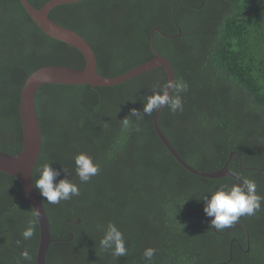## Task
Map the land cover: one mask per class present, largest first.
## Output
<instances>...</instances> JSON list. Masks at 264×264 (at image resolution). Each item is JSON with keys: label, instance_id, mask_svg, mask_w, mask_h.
<instances>
[{"label": "trees", "instance_id": "1", "mask_svg": "<svg viewBox=\"0 0 264 264\" xmlns=\"http://www.w3.org/2000/svg\"><path fill=\"white\" fill-rule=\"evenodd\" d=\"M49 1L29 0L37 9ZM49 17L87 40L98 72L109 78L156 56L151 31L159 27L155 49L171 62L176 82L187 85L171 94L182 97L183 110L164 107L160 128L193 168L214 172L229 161L242 181L192 173L158 136L154 114L130 115L168 81L162 66L113 86L43 84L36 94L42 149L34 179L50 163L68 170L57 179L80 188L57 205L36 189L55 240L47 264H148L147 247L157 249L152 264H264V203L218 231L209 227L201 198L245 180L264 196V0H83L56 6ZM85 64L78 49L45 33L21 0H0V150L23 148L27 78L42 67ZM80 152L100 166L84 184L75 171ZM109 223L124 233L127 256L100 248ZM29 226L34 235L24 240ZM39 243L38 218L22 185L0 171V264H38Z\"/></svg>", "mask_w": 264, "mask_h": 264}, {"label": "water", "instance_id": "2", "mask_svg": "<svg viewBox=\"0 0 264 264\" xmlns=\"http://www.w3.org/2000/svg\"><path fill=\"white\" fill-rule=\"evenodd\" d=\"M80 1L83 0H50L42 8L37 9L29 2V0H21L27 12L45 33L78 49L83 54L86 61L85 67L83 68H73L69 66L42 67L27 78L23 85L20 98L23 148L16 154H9L0 150V171L15 177L20 182L28 197V201L32 205L38 218L40 227V243L37 253L38 264H47V253L49 247L51 243L55 241L51 237V225L48 213L36 191V188L34 187V168L40 157L42 149V128L36 109V94L38 88L43 84L49 83L113 86L123 83L159 66L165 68L168 80L171 79L176 81L175 71L171 62L155 49L154 33L155 31H160L159 27H155L151 31L152 48L156 52V56L153 59L144 62L117 77L109 78L101 75L98 72L96 54L87 40L76 31L56 23L49 17V13L54 7ZM181 34L182 32L180 31L172 37H177ZM172 92L173 90L171 91V89H169V93L172 94ZM162 109L154 114V127L158 136L180 164L192 173L200 176L208 178L232 176L242 181L238 176L229 170V161L223 168L214 172H202L190 166L181 157L160 128L158 119ZM232 155L233 154H231V156Z\"/></svg>", "mask_w": 264, "mask_h": 264}, {"label": "clouds", "instance_id": "3", "mask_svg": "<svg viewBox=\"0 0 264 264\" xmlns=\"http://www.w3.org/2000/svg\"><path fill=\"white\" fill-rule=\"evenodd\" d=\"M169 89L183 92L187 90V85L170 79L164 85L154 87L153 93L148 95L146 101L143 102L142 110L133 108L130 115L142 120L144 116H152L166 106L173 113L178 110L182 111V97L178 94L172 96ZM123 124L128 126L129 120L124 118ZM74 163L76 175L81 184L89 182L100 171L99 164L85 152L78 153L74 157ZM61 170L66 174L68 173L64 167L56 169L50 163H45L40 169L38 177L34 179V187L52 205H57L61 201H68L80 195V188L76 183L67 178L57 179L61 175ZM207 194L201 196L204 200L203 211L207 217L211 218L209 227L218 231L230 228L243 216H254L261 210L262 203H264V196L257 193L256 182L253 180H245L231 186L221 185ZM33 235L32 226L22 232L24 240L31 239ZM99 245L102 250L110 252L116 258L128 255L124 233L113 223L107 225ZM156 252L157 249L154 247L145 248L142 255L148 264H152ZM21 255L25 261L31 260L27 250H24Z\"/></svg>", "mask_w": 264, "mask_h": 264}, {"label": "bare ground", "instance_id": "4", "mask_svg": "<svg viewBox=\"0 0 264 264\" xmlns=\"http://www.w3.org/2000/svg\"><path fill=\"white\" fill-rule=\"evenodd\" d=\"M244 219V218H243ZM242 227V226H241ZM244 229V228H243ZM231 230V229H230ZM260 230V229H259ZM232 232H230V234H231ZM235 237V236H234ZM173 253V252H172ZM178 254V253H177ZM183 261V260H182Z\"/></svg>", "mask_w": 264, "mask_h": 264}]
</instances>
